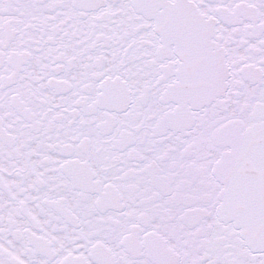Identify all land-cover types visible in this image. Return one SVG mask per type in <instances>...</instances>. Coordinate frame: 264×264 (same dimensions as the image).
I'll use <instances>...</instances> for the list:
<instances>
[{
    "label": "snow or ice",
    "instance_id": "obj_1",
    "mask_svg": "<svg viewBox=\"0 0 264 264\" xmlns=\"http://www.w3.org/2000/svg\"><path fill=\"white\" fill-rule=\"evenodd\" d=\"M0 264H264V0H0Z\"/></svg>",
    "mask_w": 264,
    "mask_h": 264
}]
</instances>
